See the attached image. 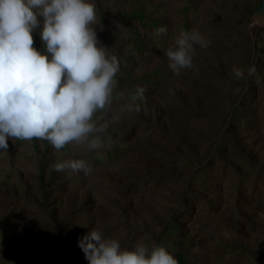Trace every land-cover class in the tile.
I'll list each match as a JSON object with an SVG mask.
<instances>
[{"label": "rangeland", "instance_id": "rangeland-1", "mask_svg": "<svg viewBox=\"0 0 264 264\" xmlns=\"http://www.w3.org/2000/svg\"><path fill=\"white\" fill-rule=\"evenodd\" d=\"M263 1L93 0L97 38L120 62L111 107L93 119L110 120L137 86L144 99L100 134L111 146L98 151L9 139L0 264H88L78 240L92 229L122 249L163 245L179 264H264ZM192 29L209 46L176 75L166 50ZM68 159L93 171L51 168Z\"/></svg>", "mask_w": 264, "mask_h": 264}, {"label": "clouds", "instance_id": "clouds-1", "mask_svg": "<svg viewBox=\"0 0 264 264\" xmlns=\"http://www.w3.org/2000/svg\"><path fill=\"white\" fill-rule=\"evenodd\" d=\"M45 51L34 47L33 32L41 26ZM93 0H0V151L7 152L9 139L48 141L59 151L68 145L98 151L111 146L101 138L120 113L138 112L137 100L145 89L137 86L119 112L103 123L94 120L110 109L117 87L120 62L97 38ZM161 26L157 34H166ZM210 41L197 30H181L174 47L166 50L168 67L176 75L193 67L195 46ZM242 79L245 73L233 68ZM253 69H249L251 75ZM121 98L124 94H120ZM51 168L89 175L92 165L84 159L56 162ZM88 264H179L163 245L137 242L122 249L116 238L92 229L78 240Z\"/></svg>", "mask_w": 264, "mask_h": 264}, {"label": "water", "instance_id": "water-1", "mask_svg": "<svg viewBox=\"0 0 264 264\" xmlns=\"http://www.w3.org/2000/svg\"><path fill=\"white\" fill-rule=\"evenodd\" d=\"M254 18L258 24H264V1L258 5Z\"/></svg>", "mask_w": 264, "mask_h": 264}]
</instances>
